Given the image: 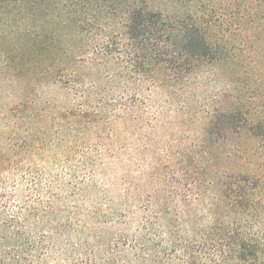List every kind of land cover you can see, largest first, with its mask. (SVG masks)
<instances>
[{"label": "trees", "instance_id": "1", "mask_svg": "<svg viewBox=\"0 0 264 264\" xmlns=\"http://www.w3.org/2000/svg\"><path fill=\"white\" fill-rule=\"evenodd\" d=\"M0 25V67L64 96L49 126L28 97L0 115V264H264V0H0ZM177 114L171 189L151 149Z\"/></svg>", "mask_w": 264, "mask_h": 264}, {"label": "rangeland", "instance_id": "2", "mask_svg": "<svg viewBox=\"0 0 264 264\" xmlns=\"http://www.w3.org/2000/svg\"><path fill=\"white\" fill-rule=\"evenodd\" d=\"M159 4L162 5L163 3L159 2ZM166 6L167 8H169L168 5ZM6 41L7 36L5 35V32L2 30L0 25V51L3 50L4 47H6L4 46L8 43ZM26 86L27 83H22L12 74L6 73L4 69L0 67V115L5 110V108H8V106H11L14 103L22 100L23 98L28 97L29 103H27V105H35L34 113L38 118L41 119L40 122H42L43 119L47 120V126H49L51 120L50 116H52L55 112V106H58V104L64 105L63 94L53 87L42 88V90H39L37 92V95L27 94L26 91L28 89ZM221 86L222 85L220 83H217L216 85V87L218 88H221ZM209 96H214V92H211ZM218 100V98L212 100L211 105L213 106L214 104H217ZM44 106L47 108H44ZM42 111H44L45 113L43 117L41 115ZM170 116L174 117L161 116L159 120L155 122L154 134L156 135V137H154V139H156L157 143H153L151 154H155L154 156L158 163L156 165V169L159 170L160 175H163V179L166 180V184L168 186H171V189H177L179 186L180 187L178 189H181V186L184 184V182H181L180 184L179 180L186 172V168L183 160L178 155H175L177 154V150L175 148L168 149L167 147H165L168 144L166 143V141L168 137L170 140L174 139L171 134L172 132H175L180 144L182 146H187L192 140L195 139V137L198 136V127L193 126L192 122L188 123V121L185 120V117H182L180 114H177L176 116ZM168 122H170L171 125H169ZM47 147L50 150L52 145L48 144ZM55 151L56 150L52 151L51 153L46 151V153L49 155L50 161L56 158L55 160L57 163H55L51 169L52 175L63 176V174L67 173L68 171L67 167L69 163H64V157H62L61 154H58L60 156L55 155ZM45 161L48 160L44 159L43 161H38L40 165L37 166L42 167L48 165L49 168H51V163L43 165ZM115 172L117 174L118 180L119 178H127L131 187L137 186L139 184L137 180L139 179L140 175L137 168L136 157L133 151H130L127 155L121 156L116 165ZM149 172H154L155 174V171L152 169ZM99 184L100 183H97V186H99ZM142 184L146 185V183ZM189 187L190 186H187L186 189H188ZM120 188L121 186L119 185V182H117V190H113L109 194V196H113L115 202H117V197L120 194ZM144 191L146 192V187L144 188ZM89 197L96 199L97 195L93 191L89 195Z\"/></svg>", "mask_w": 264, "mask_h": 264}]
</instances>
